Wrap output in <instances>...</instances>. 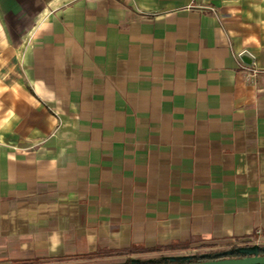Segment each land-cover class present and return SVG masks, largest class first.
Segmentation results:
<instances>
[{
  "label": "crops",
  "instance_id": "obj_1",
  "mask_svg": "<svg viewBox=\"0 0 264 264\" xmlns=\"http://www.w3.org/2000/svg\"><path fill=\"white\" fill-rule=\"evenodd\" d=\"M255 256L264 0H0V264Z\"/></svg>",
  "mask_w": 264,
  "mask_h": 264
},
{
  "label": "water",
  "instance_id": "obj_2",
  "mask_svg": "<svg viewBox=\"0 0 264 264\" xmlns=\"http://www.w3.org/2000/svg\"><path fill=\"white\" fill-rule=\"evenodd\" d=\"M239 58L245 65H251L253 62V57L249 52H243L240 54ZM192 264H264V256L247 257L240 259H225V260H211L204 262H196Z\"/></svg>",
  "mask_w": 264,
  "mask_h": 264
},
{
  "label": "built area",
  "instance_id": "obj_3",
  "mask_svg": "<svg viewBox=\"0 0 264 264\" xmlns=\"http://www.w3.org/2000/svg\"><path fill=\"white\" fill-rule=\"evenodd\" d=\"M242 70L248 79L254 78L256 74L258 73V70L256 68H253L252 66H244ZM45 125L47 126V123Z\"/></svg>",
  "mask_w": 264,
  "mask_h": 264
},
{
  "label": "trees",
  "instance_id": "obj_4",
  "mask_svg": "<svg viewBox=\"0 0 264 264\" xmlns=\"http://www.w3.org/2000/svg\"><path fill=\"white\" fill-rule=\"evenodd\" d=\"M185 264H192L191 262L185 263Z\"/></svg>",
  "mask_w": 264,
  "mask_h": 264
}]
</instances>
